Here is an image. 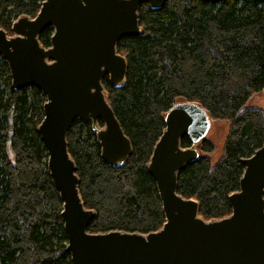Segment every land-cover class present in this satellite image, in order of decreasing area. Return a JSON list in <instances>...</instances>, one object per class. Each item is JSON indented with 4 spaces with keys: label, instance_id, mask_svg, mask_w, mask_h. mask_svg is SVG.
I'll return each mask as SVG.
<instances>
[{
    "label": "trees",
    "instance_id": "1",
    "mask_svg": "<svg viewBox=\"0 0 264 264\" xmlns=\"http://www.w3.org/2000/svg\"><path fill=\"white\" fill-rule=\"evenodd\" d=\"M44 0H0V28L12 35L19 17L34 18ZM140 33L121 38L124 83L102 79L105 97L132 152L119 166L106 164L90 121L76 119L66 136L91 234L147 235L165 223L147 165L165 129L164 116L182 101L197 103L214 122L227 123L222 155L207 139L199 158L178 173L177 193L198 203L205 221L231 214L229 195L239 190L243 160L264 144V110L247 102L264 89V5L258 0H166L138 10ZM51 27L38 36L50 47ZM45 95L30 86L14 90L0 56V264H72L61 218L62 202L47 169L38 126ZM98 125L103 126L99 120ZM182 148L191 146L187 137Z\"/></svg>",
    "mask_w": 264,
    "mask_h": 264
},
{
    "label": "water",
    "instance_id": "2",
    "mask_svg": "<svg viewBox=\"0 0 264 264\" xmlns=\"http://www.w3.org/2000/svg\"><path fill=\"white\" fill-rule=\"evenodd\" d=\"M165 1L44 0L33 19L22 16L12 23V35L0 28V56L12 88L33 86L46 98L37 132L62 202L65 251L72 264H264V144L243 160L239 190L228 198L231 214L203 220L197 201L177 193V177L199 158L195 146L206 139L212 119L199 104L187 101L166 112L165 129L147 165L165 216L162 228L147 235L87 232L94 212L84 208L79 196L67 133L76 119L90 121L101 159L110 166L127 161L131 144L107 102L102 79L107 76L113 87L124 83L127 63L116 44L140 33L141 5L157 9ZM47 27L53 34L50 47L44 48L38 36ZM182 137L190 147H181Z\"/></svg>",
    "mask_w": 264,
    "mask_h": 264
},
{
    "label": "rangeland",
    "instance_id": "3",
    "mask_svg": "<svg viewBox=\"0 0 264 264\" xmlns=\"http://www.w3.org/2000/svg\"><path fill=\"white\" fill-rule=\"evenodd\" d=\"M248 108H261L264 110V89L257 95H254L246 104ZM227 123L212 121L211 127L206 135V139L214 145V151L206 154L214 165L222 155L223 142L227 134ZM199 149L198 146H195Z\"/></svg>",
    "mask_w": 264,
    "mask_h": 264
}]
</instances>
